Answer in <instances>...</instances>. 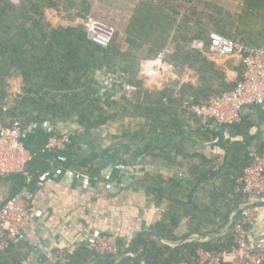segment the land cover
Instances as JSON below:
<instances>
[{
	"label": "crops",
	"instance_id": "1",
	"mask_svg": "<svg viewBox=\"0 0 264 264\" xmlns=\"http://www.w3.org/2000/svg\"><path fill=\"white\" fill-rule=\"evenodd\" d=\"M58 1L60 11L44 9L47 20L53 25L75 26L81 24L83 17L91 16L115 29V56H111L112 67L107 72L112 78H107L108 83L103 84V97L116 99L122 83L135 85L136 82L161 96L167 114L161 116L162 125L158 130L174 128L175 134L158 142L157 147L159 153L169 155L173 165L163 158L146 157L132 167H108L98 177L87 176L85 180L61 162L102 151L111 144L119 124L88 134L72 130V126L69 143L61 150L45 148L54 136L48 127L29 128L23 142L31 155L27 169L32 180L25 184L21 176L0 178V199L19 193L37 210L36 218L21 237L30 249L28 264H52L64 251L71 252L86 244L87 234L103 233L126 239L131 229L135 234L155 223L167 203L156 206L143 190L130 189L132 174L159 170L166 177L173 176L188 183L192 180L188 169L199 162L197 158L178 155L177 150L221 160L222 144H228V135L219 129L214 131L215 140L200 141L195 122L184 108L185 103L197 100L196 104H202L215 92L231 89L242 75L240 58L222 57L210 51L209 32L264 48V0ZM66 5H69L67 10ZM158 54L164 55L173 72L169 82L151 83L139 72ZM102 76L104 78V74ZM16 81L18 93L22 79ZM260 114H264V106ZM254 119L256 125L248 136L231 139L237 142L233 144L235 148L250 149L255 145L260 128L259 120ZM174 123L182 127L177 128ZM122 124L131 132L141 128L147 131L150 120L130 114ZM59 129L68 130L67 125ZM186 197L187 193L181 196L184 201ZM192 199L199 209L212 206L201 191L194 192ZM251 202L256 209L257 223L249 240L255 248H264V196ZM209 227L208 221L198 222L186 217L176 233Z\"/></svg>",
	"mask_w": 264,
	"mask_h": 264
},
{
	"label": "trees",
	"instance_id": "2",
	"mask_svg": "<svg viewBox=\"0 0 264 264\" xmlns=\"http://www.w3.org/2000/svg\"><path fill=\"white\" fill-rule=\"evenodd\" d=\"M59 3L58 0H0V125L10 127L17 120L24 135L31 125L41 127L47 123L53 135L59 136L62 133L59 127L63 125H67L65 133L69 135L72 126V130L88 134L119 124L111 144L102 151L61 162L70 171L91 178L98 177L105 168L132 167L146 157L163 158L173 165L169 155H162L157 147L158 142L175 134L174 128L158 130L161 116L167 114L162 97L136 82V90L119 91L116 99H105L102 82L112 78L107 72L112 67L111 56H115L116 36L107 47H101L88 38L82 24L53 25L44 9L60 11ZM64 8L67 10L69 5ZM20 78V91L12 96L11 83ZM235 86L213 96L229 92ZM211 97L199 105L206 104ZM196 103L197 100L184 108L195 122L200 141L215 140L216 129L228 135V144H222L221 160L177 150L178 155L198 159V165L188 169L192 176L188 183L166 177L159 170L133 173L130 189L143 190L156 206L167 203L161 217L129 240L117 238L118 252L114 256L94 252L83 244L71 252L64 251L52 264H200L199 249L222 252L231 248L233 229L240 221V205L246 200L238 179L250 164V152L264 151V114H260L264 105L250 106L232 124L211 122L203 126L190 110V105ZM130 114L149 119L148 130L131 132L124 128L122 122ZM254 117L259 120L260 128L255 145L250 149L235 148L233 144L237 142L231 139L248 136L256 125ZM174 125L182 127L179 123ZM13 176L21 175L1 178ZM197 191L212 206L199 209L192 199ZM186 193L184 201L181 196ZM186 217L208 221L211 227L189 228L177 234L180 222ZM29 250L22 240L11 242L0 252V264H28Z\"/></svg>",
	"mask_w": 264,
	"mask_h": 264
},
{
	"label": "built area",
	"instance_id": "3",
	"mask_svg": "<svg viewBox=\"0 0 264 264\" xmlns=\"http://www.w3.org/2000/svg\"><path fill=\"white\" fill-rule=\"evenodd\" d=\"M81 24L88 38L101 47H107L115 35L113 27L91 16L82 19ZM208 38L211 52L222 57L240 58L244 69L233 90L212 96L206 104L190 105V110L197 115L203 126H208L211 122L215 125L232 124L239 121L250 106L264 105V48L246 45L214 31L209 32ZM140 72L151 83L169 82L173 77L163 54L155 56ZM102 83L107 84L108 80L105 79ZM118 90L134 91L136 86L122 83ZM185 106L189 104L185 103ZM43 126L52 131L49 124ZM36 127L35 124L30 126L32 129ZM22 135L21 125L17 120L10 127L0 125V178L18 174L28 184L32 180L27 169L31 155L25 147ZM68 143L69 135L62 132L59 136L51 137L45 148L61 150ZM249 155L250 164L238 179L246 200L240 205V221L233 229V244L229 250L222 252L199 249L197 254L200 264H264V248H255L249 240V234L257 223L256 209L251 200L264 196V151H252ZM82 177L85 180L88 178L86 175ZM36 216L34 205L19 193L4 200L0 199V252L9 243L21 240L25 229ZM133 236L131 229L126 240ZM85 241L88 249L94 252L113 256L118 252L117 238L114 235L87 234Z\"/></svg>",
	"mask_w": 264,
	"mask_h": 264
},
{
	"label": "rangeland",
	"instance_id": "4",
	"mask_svg": "<svg viewBox=\"0 0 264 264\" xmlns=\"http://www.w3.org/2000/svg\"><path fill=\"white\" fill-rule=\"evenodd\" d=\"M17 90H18V82L15 81L11 84V88H10L11 95L14 96L16 94Z\"/></svg>",
	"mask_w": 264,
	"mask_h": 264
}]
</instances>
